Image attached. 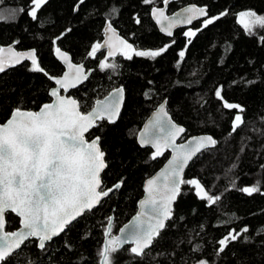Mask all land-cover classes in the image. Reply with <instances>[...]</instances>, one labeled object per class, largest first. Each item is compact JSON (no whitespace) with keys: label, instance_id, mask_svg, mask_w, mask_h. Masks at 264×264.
<instances>
[{"label":"trees","instance_id":"16d2710c","mask_svg":"<svg viewBox=\"0 0 264 264\" xmlns=\"http://www.w3.org/2000/svg\"><path fill=\"white\" fill-rule=\"evenodd\" d=\"M190 3L207 6L208 16L228 14L195 36L185 37L187 29L180 28L168 37L151 17L153 6L165 7L163 0L154 5L142 0H84L77 10L78 0H48L38 11L37 21L27 14L30 0H0V13L5 17L0 20V46L18 41V50L35 49L41 67L53 77L64 72L55 48L69 52L74 62L93 69L88 80L70 92L89 105L115 87L123 85L126 90L117 122L103 121L99 132L93 129L102 137L109 165L102 174L104 186L123 180L121 188L47 243L46 250L37 247V239H30L8 264H100L108 218L111 235L117 234L137 212L145 180L170 156L167 151L152 159L153 150L137 141L147 117L165 100L174 120L187 128L181 140L208 133L217 141L193 160L184 180H198L209 195L220 199L209 205L196 195L194 186L182 185L173 219L154 242L151 254L136 257L126 245L111 254L112 264H195L202 258L210 264H264V44L260 42L264 31L246 34L237 18L246 10L264 15V0H169L166 9L172 13ZM113 6L119 11L113 13ZM11 10H16L14 17L8 15ZM135 18L141 23L136 24ZM109 22L138 50L170 47L155 59L133 55L128 60L118 53L108 62L119 67L101 70L99 64L107 51L102 49L95 57L88 53L94 44H102ZM201 24L202 20L196 21L188 29H199ZM182 50L185 55L181 59ZM30 66L31 61L25 60L0 73V123L18 104L38 110L52 99L49 92L54 81L30 71ZM217 88H222L226 101L244 109L240 115L245 123L235 132L232 121L239 110L225 109L215 95ZM257 181L261 192L248 195L239 190ZM19 221L15 214H8L7 230L19 228ZM245 226L249 232L243 235L249 239L242 236L230 241L225 251L217 254L218 241ZM197 244L202 251L193 252Z\"/></svg>","mask_w":264,"mask_h":264},{"label":"snow or ice","instance_id":"6c2138e0","mask_svg":"<svg viewBox=\"0 0 264 264\" xmlns=\"http://www.w3.org/2000/svg\"><path fill=\"white\" fill-rule=\"evenodd\" d=\"M47 2L48 0H30L28 16L37 21L38 11ZM83 2L84 0H78L76 8ZM155 2L156 0H142L145 5H154ZM163 3L166 8L169 0H163ZM19 11L24 12L25 9L20 8ZM111 11L116 13L119 9L113 6ZM15 13L16 10H11L8 15L14 17ZM227 14L225 11L217 16H208L207 6L195 4L174 16L165 15L164 8H151V15L160 25L161 31L170 37L173 35V28L191 25L195 20L207 17L202 20L201 28L189 29L183 33L185 37L195 36L198 31ZM237 18L246 34L252 35L257 29L264 31V15L254 10L241 11ZM4 19L3 13H0V20ZM135 23L140 24V19L135 18ZM104 31L106 39L103 44H94L88 53L95 57L98 51L107 49V56L99 64L101 70L118 68L119 65L115 62H108V58H114L118 53L128 60L133 59V55L155 59L170 47L165 45L158 50H138V46L122 38L110 22L106 24ZM63 35L64 33L61 37ZM260 42L264 44V36L260 37ZM16 43L18 41L9 46H0V73L28 60L31 61L30 71L43 73L57 87L49 92L54 99L44 103L38 111L25 110L18 104L11 110L10 117L0 123V264H8L9 258L16 256V250L21 249V245L30 237L37 239L39 249L46 250V242L64 233L74 221L100 205L103 198L120 189L124 183L120 180L112 187L103 186L101 174L109 165L105 159L106 150L102 147V137L93 132V129L99 132L103 128V121L111 125L117 122L124 99V88L118 87L103 100L97 99L93 105H89L67 94L88 78L83 64L72 63L68 53L57 47L55 53L66 64L67 71L60 77H53L41 67L35 49L16 51ZM184 55V51H180L181 59ZM215 95L222 101L225 109L239 110L232 121V132H235L245 123L240 115L244 109L239 104L226 101L222 96V88H217ZM145 96L149 97V93L146 92ZM166 103L164 101L158 106L153 119L138 133L137 139L141 146L150 145L155 149L152 159L162 156L165 149L171 150V159L157 177L146 182L148 198L140 201L146 210L139 212L131 223L121 228L120 236L111 235V217L108 218L105 236L111 238L106 240L99 253L100 264H112L111 254L124 245H134L129 250L136 257L149 256L154 242L166 229L167 222L173 219L172 204L181 192V185L194 186L196 195L209 205L220 199L219 196L209 195L198 180L182 179L188 162L203 149L214 146L217 141L211 136H201L193 137L187 143L177 144V139L185 129L172 122ZM161 176L163 182L158 183ZM239 190L248 195L261 192L260 181ZM8 214H15L20 218L19 230H5ZM248 232L247 226L239 231L231 230L218 241L220 247L217 254L223 253L230 241L242 236L247 241L249 237L243 234ZM192 251L200 252L202 246L197 244ZM195 264L210 262L202 258Z\"/></svg>","mask_w":264,"mask_h":264},{"label":"water","instance_id":"95a60500","mask_svg":"<svg viewBox=\"0 0 264 264\" xmlns=\"http://www.w3.org/2000/svg\"><path fill=\"white\" fill-rule=\"evenodd\" d=\"M193 4H195V5H197V6H200V5L196 4V3H190V4H187V5H185V6L181 7V8H179V9H177L176 11H174V12H172V13H168V11H167V9H166L165 7H158V8H164V9H165V15H168V16H174L175 13L180 12V11H182V9H184V8H186V7H189V6L193 5ZM76 10H77V8H76ZM151 17H152L154 23L157 25L159 31H160L162 34L168 36L166 32L161 31V27H160V25H158V24L156 23V21H155V19L153 18L152 15H151ZM205 18H207V17H202V18H200V19H198V20H195L191 25H179V26H177L176 28H173V29H172L173 35H172L171 37L174 36L175 31H176L177 29H180V28L188 29V28L192 27V25H193L196 21H201V20H203V19H205ZM117 33L120 35V33H119L118 31H117ZM120 36H121V35H120ZM168 37H170V36H168ZM105 39H106V35L104 36L103 42H104ZM103 42H102V44H103ZM8 46H9V45H8ZM15 50H16V51H30V50H18V49H16V47H15ZM104 50L107 51V49H104ZM61 51H62V52H66V53H68L69 57L71 58V62H72V63H75V64H83L85 73L87 74L88 78L90 77V75H91L92 72H93V69H88V68L86 67L85 63H83V62H80V63L74 62V61H73V58H72V56H71V54H70L69 52H67V51H65V50H62V49H61ZM57 58L59 59V61L61 62V64L64 66V72L67 71V66H66V64H65V63H64V62H63L58 56H57ZM64 72H63V73H64ZM63 73H62V74H63ZM60 76H61V75H60ZM60 76H58V77H60ZM88 78H87L86 80H84L81 84H79L77 87H79V86H81L83 83H85V82L88 80ZM54 87H57V86L54 85L52 88H54ZM118 87H123L124 90H125V87H124L123 85L118 86ZM118 87H115L114 89H116V88H118ZM52 88H51V89H52ZM114 89H112L111 91H113ZM71 90H73V89H70V90H69V93H67V94L73 96V95L70 93ZM111 91H110V92H111ZM62 94H63V92H62ZM108 94H109V93H108ZM108 94H107V95H108ZM107 95H106V96H107ZM106 96H104L103 98H100V99L103 100ZM125 96H126V90L124 91V99H123V102H122V105H121L120 114H121V111H122L123 106H124ZM73 97H74V96H73ZM51 98H52L51 100L54 99L53 97H51ZM74 98H75V97H74ZM51 100H50L49 102H51ZM165 101H166V100H165ZM163 102H164V101H163ZM163 102H162V103H163ZM46 103H48V102H46ZM158 106H159V105H158ZM165 107H166V110H167V112H168V116L171 117L172 122H173L174 124H176V125H178V126H180V127H182V128L185 129V131H184L183 133H181V134H180V137L177 139V141H176L177 144H179V143H187V142H188L189 140H191L193 137L211 136L213 139H215L213 135L208 134V133H203V134L192 135V136H189V137H188L187 139H185V140H181V139L183 138V136L186 134L187 128H186L184 125L178 123L176 120H174V118L172 117L171 113L168 111L167 103H166ZM157 108H158V107H157ZM157 108L154 109V110L150 113V115L147 117V119H146L145 122L143 123V125H142L141 129L139 130V132H140L141 130L144 129L145 125H146L149 121H151V120L153 119L154 113L156 112ZM25 110H27V109H25ZM38 110H39V109H38ZM38 110H33V111H38ZM120 114H119V117H120ZM119 117L117 118V120L119 119ZM139 132H138V133H139ZM137 136H138V134H137ZM86 137H87V134H86ZM137 141H138V139H137ZM139 145H140V144H139ZM140 146H141V145H140ZM142 147H150V148L153 150V152L155 151V149L152 148L150 145H145V146H142ZM213 147H214V146H209L208 148L203 149L201 152L197 153V154H196V155H195V156H194V157L188 162V164L186 165V167H185V169H184V171H183V173H182V179L185 178L186 170H187V168L189 167V165L193 162V160H194L199 154H201L203 151H205V150H207V149H210V148H213ZM167 151L170 152V156H169V158L167 159V161L162 165V167H161L160 169H158L154 174H152L150 177H148V178L145 180V182H144V185H143L144 194H143L142 198H141V199L139 200V202H138V210H137V212H136V213L134 214V216H133V217H132L127 223H125L121 228H123L126 224L131 223L132 220H133V218L136 217V215H137L139 212H141V211H145V210H146L145 206H142V205L140 204V201H141V200H147V198H148V193H146V191H145L146 182H147L149 179H151V178L157 177V175H158L159 173H161L162 170H164V169L166 168L167 163H168V160L171 159V155H172L170 149H165V150H164V153L167 152ZM159 157H161V156H159ZM102 174H103V173H102ZM102 174H101V178H102ZM102 182H103V179H102ZM162 182H163V177L161 176V177H160V180L158 181V183H162ZM103 186H104V183H103ZM181 187H182V185H181ZM113 192H114V191H113ZM113 192H112V193H113ZM112 193H110L109 196H110ZM179 195H180V194H179ZM179 195L177 196L176 200H175V201L173 202V204H172L173 211H174L175 203L177 202ZM109 196H108V197H109ZM106 198H107V197H106ZM104 199H105V198H103V200H104ZM103 200H102V201H103ZM98 206H99V205H97L96 207H98ZM96 207H95V208H96ZM95 208H94V209H95ZM80 218H81V217H80ZM112 218H113V217H112ZM78 219H79V218H78ZM78 219H77V220H78ZM77 220H76V221H77ZM6 221H7V216H6ZM76 221H74V222H76ZM74 222H73V223H74ZM73 223H72V224H73ZM167 223H168V222H167ZM20 227H21V225L19 226V228L15 229V230H19ZM121 228H120V229H121ZM67 229H68V228H67ZM67 229H66V230H67ZM120 229H119V231H118L117 234H114V235H112V236H120V235H121V233H120ZM5 230L7 231V228H6ZM61 234H62V233H61ZM55 238H56V237H54L53 239H55ZM110 238H111V237H106V240H107V239H110ZM30 239H36V238H34V237H30L28 240H30ZM28 240H27V241H28ZM27 241H25V243H26ZM50 242H51V241H50ZM25 243H24V244H25ZM47 243H49V242H46V245H47ZM24 244L21 245V248L23 247ZM124 246H126V245H124ZM124 246H123V247H124ZM132 246H134V245H130V247H132ZM119 249H120V248H119ZM19 250H20V249H19ZM19 250H16V252L19 251Z\"/></svg>","mask_w":264,"mask_h":264},{"label":"rangeland","instance_id":"374dc122","mask_svg":"<svg viewBox=\"0 0 264 264\" xmlns=\"http://www.w3.org/2000/svg\"><path fill=\"white\" fill-rule=\"evenodd\" d=\"M187 30H189V29H187ZM187 30H186V31H187ZM192 30H193V29H192Z\"/></svg>","mask_w":264,"mask_h":264}]
</instances>
